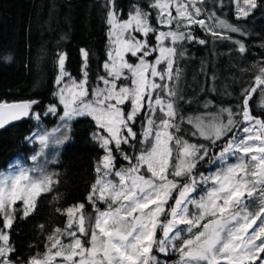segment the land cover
I'll list each match as a JSON object with an SVG mask.
<instances>
[{"label":"snow or ice","instance_id":"6c2138e0","mask_svg":"<svg viewBox=\"0 0 264 264\" xmlns=\"http://www.w3.org/2000/svg\"><path fill=\"white\" fill-rule=\"evenodd\" d=\"M258 6V0H130L125 12L117 0H103L108 45L94 84L91 53L82 47L81 78L66 70L67 54L57 53L54 102L42 112L39 99L0 101V128L58 118L51 131L25 137L40 146L33 161L71 141L80 119L94 125L101 153L85 198L93 211L84 202L57 208L64 226L27 258L18 254L11 229L18 217L35 213L59 180L43 169L34 177L35 168L0 173V264H162L154 250L175 253V264H264V59L253 64L234 107L218 109L210 96L215 88L189 96L181 67L191 43L227 42L230 51L247 54L251 34L243 23ZM15 56L0 49V63ZM200 74L207 75L203 66ZM257 93L259 115L251 106ZM194 104L200 114L187 115Z\"/></svg>","mask_w":264,"mask_h":264},{"label":"trees","instance_id":"16d2710c","mask_svg":"<svg viewBox=\"0 0 264 264\" xmlns=\"http://www.w3.org/2000/svg\"><path fill=\"white\" fill-rule=\"evenodd\" d=\"M102 4L103 0H0V49H11L16 54L12 63H0V101L39 99L41 104L37 110L42 112L54 102L57 53L67 54L66 70L81 78L79 50L82 47L91 53L89 75L94 84L106 58L107 25ZM117 4L127 12L130 0H117ZM258 5L247 22H242L251 34L250 39L245 38L249 49L247 54L230 51L232 46L227 42H210L206 47L198 43L185 45L188 56L181 67L189 96L195 94L198 97L204 87L215 88L217 92L210 91V96L215 95L216 108L234 107L242 88L251 83L255 72L253 64L264 59V49L259 47L264 40V0H258ZM203 35L197 29V36ZM202 66L207 75L200 74ZM212 75H215V81L211 79ZM208 99L209 96H205L199 101L201 112ZM259 101L257 93L251 106L258 115L262 111L258 107ZM197 107L192 105L186 114H200L194 112ZM42 121L41 127L48 128L56 122V117H42ZM36 127L35 120L25 118L0 129V170L12 159L32 151L34 144L25 141V137ZM93 131L94 125L89 119H80L73 124L72 140L60 146L51 167L59 183L53 192L38 199L33 215L25 220L16 219L11 240L20 256L27 258L37 251V246L39 251H44L43 245L52 229L64 226L66 217L59 215L57 208L84 202L86 210L93 211L85 199L94 182V167L101 155L91 137ZM41 224L45 225L43 231L39 229ZM153 254L162 264L165 260L167 264L174 261L173 255L165 257L155 250Z\"/></svg>","mask_w":264,"mask_h":264},{"label":"rangeland","instance_id":"374dc122","mask_svg":"<svg viewBox=\"0 0 264 264\" xmlns=\"http://www.w3.org/2000/svg\"><path fill=\"white\" fill-rule=\"evenodd\" d=\"M107 31H108V29H107ZM107 31H106V38H107ZM236 38L238 39L239 37L236 36ZM107 45H108V39H107V44H106V50H107ZM55 91H56V86H55L54 92ZM58 124H59L58 118H56V122L52 126L46 128V129L48 131H51L52 128L57 127ZM41 128H43V127H41V126L40 127H36V128H34L31 131V133L39 131V130H41ZM31 143L34 144V147H33L32 151L30 153H28L25 156H21V157L12 159L11 161H9L6 164V166L3 169L0 170V173L7 174L10 171L18 170V168H20V167H26V168H30V169H32V168L37 169V171L30 173L34 177L40 175L39 169H43L47 173H52L51 172V167H52V165L55 162V158H56V156H57V154H58V152L60 150V146L61 145L60 146L51 145L49 148L44 149V153L42 155L38 156L35 161H33L31 159V157L35 154L36 151H39V147L40 146H39L38 142L33 141ZM9 166H11V167H9ZM17 206L18 207H22V205H19V204ZM100 207L104 208L105 205H100ZM170 255H173L174 261L171 262V263H168V264H175V261L178 258L177 255L175 253H170Z\"/></svg>","mask_w":264,"mask_h":264},{"label":"water","instance_id":"95a60500","mask_svg":"<svg viewBox=\"0 0 264 264\" xmlns=\"http://www.w3.org/2000/svg\"><path fill=\"white\" fill-rule=\"evenodd\" d=\"M263 42H264V40H263ZM16 101H23V100H16ZM9 102H13V101H9ZM25 119V118H24ZM23 120V119H22ZM21 121V120H20ZM16 122H18V121H14V122H12V123H10V124H13V123H16ZM10 124H8V125H10ZM8 125H6V126H8ZM5 126V127H6ZM0 129H2V128H0Z\"/></svg>","mask_w":264,"mask_h":264}]
</instances>
